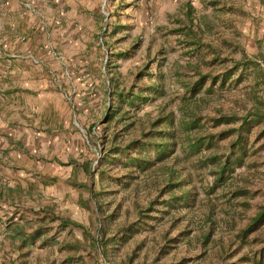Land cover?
I'll return each mask as SVG.
<instances>
[{"label":"rangeland","instance_id":"obj_1","mask_svg":"<svg viewBox=\"0 0 264 264\" xmlns=\"http://www.w3.org/2000/svg\"><path fill=\"white\" fill-rule=\"evenodd\" d=\"M86 2L90 5L94 3L96 12H83L81 26L77 28L75 26L66 32L71 35L70 41L65 39L59 44L61 41L59 39L54 45L58 52L65 55L71 63H76L79 69L75 80L76 94L68 100L58 92L63 109L59 111L53 107L52 115L56 119L52 120V124L55 126L49 127L51 129L56 127L54 131L58 135H54L57 138L53 143L51 140L44 142L55 152L49 155V150L46 154H38L30 149V154L26 157L28 161H22L29 166L28 171L23 172L24 178L28 181L29 206H35L36 203L41 205L43 200L44 216L49 217L45 221L48 227L42 230L43 236L39 238L38 244L44 238H49L50 241L28 253L19 252V255L4 253L10 258L6 259V262L149 264L152 259L157 258L162 264H220L223 261L222 255L231 247L229 243L237 230V227H234L236 230L230 228V222H225L224 209L229 202L226 203L225 197L219 195L223 188L213 196L214 217L221 220L215 226L210 242H203L199 237L196 238L198 234H194V231L199 230L200 220L204 219L205 207L201 200L205 198V194L199 187L196 175L193 174L190 183L196 184L201 199L196 205L180 211V215L189 218V226L194 227L190 236L179 234L182 225L176 227L177 222L171 223L170 216L162 213L163 218H154L155 214H152L153 216L147 217L138 232L132 234L128 240L110 244L111 248L102 250L96 242L99 238L97 233L100 225L105 229L106 234L103 236L109 237L114 236L117 228L123 223L135 221L136 208H144L146 202L162 186V180L165 179L164 169L173 161V156L157 164L152 170L139 174V178H135L126 187L116 183L112 178L121 172L115 164L98 162L95 165L93 179L80 166L76 167V164L98 161L105 146L104 138L101 137L104 135L101 118L105 108L96 111V107L107 104V102L103 104L104 95L101 87L108 76V68L104 67L107 61H112L111 65L116 64L113 68L120 72L121 81L125 84L145 65H148V72L152 74L151 78L144 76L141 84L152 83L157 79L158 72H164L166 89L164 97L142 104L137 112V117L144 125L160 112H171L179 118L190 108L197 110L200 107L201 114L204 115L220 107L226 112L243 114L245 109L257 100L264 103V78L259 74L264 60V0H86ZM92 14L95 24L89 20ZM181 20L194 28L202 42L219 47L221 57L226 59L225 64L222 63V59L207 66L201 62L202 71L211 70L219 73L226 65L232 69L236 61L247 63L248 68L238 69L231 81L225 84L227 88L222 89L224 91L220 92L221 89L215 88L212 93H207L203 88L193 98L189 97L183 82L188 80L184 76L191 72H188L184 65L186 61H194L196 58L185 40L182 44L178 43V39H181L180 34L174 29L180 25L177 21ZM116 25L117 28H114ZM105 27L108 32L113 31L105 37L109 44L108 49L106 46L98 45ZM124 49L128 51L124 56L109 54V51L115 53ZM33 54L36 55L35 52ZM207 59L211 57L208 56ZM52 61L49 60V68L59 73V65ZM19 63H22L25 69L33 67L26 62ZM45 68L47 67L43 69L46 70ZM100 72H104V75L101 76ZM59 77L64 82L63 78ZM236 77L239 80L236 81ZM72 104L75 107L77 121L85 131L97 120V133L90 136L86 131L87 140L73 122ZM48 110L45 109L44 114L48 113ZM44 121L45 125H48L47 120ZM139 125L141 124L136 123L135 134ZM119 129L120 125L117 127V130ZM54 131L48 129L46 134L51 135ZM108 134L109 130L105 131V135ZM121 137L126 139L127 133H123ZM227 141L220 143L222 149ZM249 141V145L257 150L251 157L257 162L256 166L238 168L236 172L241 176L237 174L230 180L229 183L232 184L225 188H232L234 183H241L245 177L251 176L253 179L250 188L257 189L255 197L251 199L253 212L255 204L261 202L264 197V124L251 130ZM60 161L65 163L61 164ZM72 178L88 184L89 188L93 189L101 209L99 213L95 212L94 204V207L87 209L79 203L80 197H83V200L90 199L89 192L74 189L69 184ZM29 217L33 218L30 215ZM65 218L78 222L83 228L72 225L60 226V221ZM28 231L31 234L32 228L29 224ZM165 233L167 237L175 239L171 242L164 240ZM255 235H258L260 240L255 246L253 244L252 248L258 250L264 246V227ZM103 236H100V239ZM244 250L247 251V256L254 260L252 258L254 250L250 247H245ZM239 254L240 252L233 260Z\"/></svg>","mask_w":264,"mask_h":264},{"label":"trees","instance_id":"obj_2","mask_svg":"<svg viewBox=\"0 0 264 264\" xmlns=\"http://www.w3.org/2000/svg\"><path fill=\"white\" fill-rule=\"evenodd\" d=\"M177 22L180 25L174 31L180 34L181 39H178V43L182 44L185 40L186 45L194 51L196 58L194 61H186L184 65L188 72H191V74L187 73L184 76L188 80L183 82L190 98L199 94L203 88L207 93H212L215 88L221 89L220 92L224 91L222 89L227 88L225 84L231 81L238 69L248 68L247 63L233 61L232 69L226 65L219 73H214L211 70L202 71L201 62L207 66L222 59V63L225 64L226 59L221 57L219 47L202 42V38L200 35H196L193 27L186 25L183 20ZM118 26L121 27L122 25ZM114 28H117V25ZM112 32H108L105 27L98 45L106 46L108 49L109 44L105 37ZM104 51L105 49L102 53ZM109 52V54L120 57L126 55L128 51L124 49L115 53ZM208 56L211 59H207ZM111 62L107 61L104 64V67L108 68V76L101 86L104 95L103 104L106 102L107 104L96 107V111L105 108L101 118V125L104 126V135L101 137L104 138L105 146L100 159L95 160V165L98 162L115 164L121 172L112 178L116 183L126 187L135 178H139V174L152 170L154 166L164 162L171 155L173 161L165 167V174L163 173L165 179L162 180V186L156 194L146 202L144 208H136L137 217L135 221L123 223L117 228L114 236L109 237L103 236L106 234L105 229H102L100 225L97 233L99 238L96 239L99 247L102 250H107L111 248L110 244L128 240L132 234L138 232L147 217L153 216L152 214H155L154 218H163V214L170 216L171 223L177 222L176 227L182 225L179 234L190 236L194 227L189 226V218L180 215V211L183 208L196 205L197 201L201 199L198 196L196 184L191 185L190 183L192 176L196 175L199 187L205 194V198L201 200L205 207L204 219L200 220L199 230L194 231V234H198L196 238L199 237L203 242L212 240L214 228L221 220L214 217L213 196L215 192L223 188L219 195L225 197L226 203L229 202L224 209L225 222H230V228L236 230L234 227H237V230L233 233V238L229 243L231 247L222 255L223 261L220 264H264V246L258 250L252 248V245L255 246V243L260 240L259 236L255 234L264 227V197L261 202L255 204V210L252 212L251 199L255 197L257 189L250 188L253 179L251 176L245 177L241 183H234L232 188H225V186L232 184L229 182L238 174L236 172L238 168L244 166L249 168V166H256L257 164L251 159L257 150L249 145V135L253 128L264 124V103L257 100L252 106L246 108L243 114L226 112L220 107L214 108L212 113L204 115L201 114L200 107L197 110L190 108L179 118H176L171 112H160L149 119L147 125H144L137 117V112L142 104L152 99L164 97L166 94L164 72H158L157 79L152 83L141 84V79L144 76L147 75L151 78L152 74L148 72V65H145L138 69L133 78L125 84L121 81L120 72L113 68L116 67V64L111 65ZM259 71L260 76L264 78V60ZM100 75L103 76L104 72H100ZM237 78L236 81L239 80ZM96 123L97 120L93 121L86 130L90 136L97 133ZM136 123L141 125L135 134ZM118 125H120L119 130H117ZM108 130L110 134L107 136L105 131ZM125 132L127 137L123 139L121 136ZM224 140L228 141L222 149L220 143ZM71 162L75 163L74 161ZM185 162L188 164L186 165ZM60 163L64 164L65 162L60 161ZM93 163V161H89L81 165L75 164L93 179L95 171ZM237 176H241V174ZM69 184L76 190L89 192L90 199L83 200V197H80L79 203L83 207L89 209L94 204L95 212L101 211L95 199V193L88 184L78 182L73 178L69 180ZM48 218L45 215L40 219L34 218L28 221L29 227L32 228L29 236L31 243H35L41 237L42 230L48 227L45 225ZM69 225L83 228L82 225L72 219L65 218L60 221V226ZM100 236L103 237L100 239ZM251 236L253 237L251 238ZM165 239L171 242L175 237H167L165 233ZM26 240L24 239L23 242ZM49 241V238H44L40 245H46ZM245 247L254 250L252 257L254 260L247 256ZM238 252L240 254L233 260ZM149 264L162 263L154 258Z\"/></svg>","mask_w":264,"mask_h":264},{"label":"crops","instance_id":"obj_3","mask_svg":"<svg viewBox=\"0 0 264 264\" xmlns=\"http://www.w3.org/2000/svg\"><path fill=\"white\" fill-rule=\"evenodd\" d=\"M27 1H33L42 11L47 30L39 29L38 17L22 13L17 0H7L6 4L5 0H0V264H8L6 259L10 260L4 253L19 255V252L28 253L43 246L38 244L39 238L36 243L29 240V215L32 219L43 217L44 201L41 205L35 202V206H29L28 181L23 174L29 166L22 161H28L26 157L30 149L38 154H46L50 150L44 141L53 143L57 138L54 135H58L54 131L56 127H49L55 126L52 124L56 119L52 115L53 107L59 111L63 109L60 92L52 83L48 67L44 70L43 66L10 55L35 52L38 57L52 61L42 48L47 39L53 45L59 39V44L65 39L70 41L71 35L66 32L81 26L83 12H96V5H90L87 2L91 1L86 0ZM55 18H60L61 24H56ZM89 20L96 23L93 14ZM20 61L33 67L25 69ZM47 108L48 113L44 114ZM48 129L54 132L47 135ZM54 152L50 150L49 155ZM24 239L27 240L23 242Z\"/></svg>","mask_w":264,"mask_h":264},{"label":"built area","instance_id":"obj_4","mask_svg":"<svg viewBox=\"0 0 264 264\" xmlns=\"http://www.w3.org/2000/svg\"><path fill=\"white\" fill-rule=\"evenodd\" d=\"M5 0V4H6ZM57 2L59 0H56ZM19 6L22 8V13H29L38 17L39 19V29H46L47 28V21L39 9V7L33 1L27 0H17ZM107 15V14H106ZM54 22L56 24H61L60 18H55ZM47 30V29H46ZM43 50L59 65V73L55 72L54 69L49 68V62L44 60L42 57H38L34 55L32 52L26 53H13L10 56L16 59H26L38 66L48 67L49 76L51 77L53 85L58 89V91L64 95L68 100H71V96L75 95L77 92L75 80L78 73V66L76 63H71L68 58L63 55L61 52H58L52 42L47 39V41L43 44ZM61 76L64 80L60 79ZM73 109V122L74 124L80 129L82 132V136L87 140L86 131L79 125L77 121V115L75 113L74 104H72ZM96 161H94L93 165H95Z\"/></svg>","mask_w":264,"mask_h":264}]
</instances>
